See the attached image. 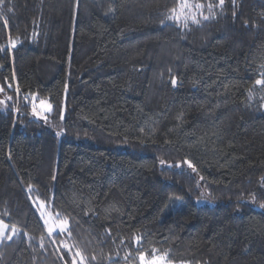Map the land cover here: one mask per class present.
Wrapping results in <instances>:
<instances>
[{"label": "trees", "instance_id": "obj_1", "mask_svg": "<svg viewBox=\"0 0 264 264\" xmlns=\"http://www.w3.org/2000/svg\"><path fill=\"white\" fill-rule=\"evenodd\" d=\"M190 2L0 0V264H264V0Z\"/></svg>", "mask_w": 264, "mask_h": 264}, {"label": "snow or ice", "instance_id": "obj_2", "mask_svg": "<svg viewBox=\"0 0 264 264\" xmlns=\"http://www.w3.org/2000/svg\"><path fill=\"white\" fill-rule=\"evenodd\" d=\"M219 3L221 5H223L224 0H219ZM178 7H179V9H180V11L182 13L183 9L190 8L191 5L188 3V0H179ZM196 7L200 8V7H202V5L197 4ZM209 8H211V5H209ZM170 12L172 13V15H170L168 17L169 19H175L177 21L180 20V16L176 14L177 13V8L174 7L172 9H170ZM203 18L205 20L208 19L207 16H204ZM192 22L193 23H199V21L196 20L195 16L192 17ZM185 26H187V23H185ZM173 84H175L174 80H173ZM256 84L257 85H264V80H259L258 79V80H256ZM40 103H41V105H44V101H41ZM44 106L47 109H49V110L51 108V105H44ZM189 167H192L191 163H189ZM57 217H59V214H57ZM67 226H68L67 219L59 220V222L53 228L49 229V235H51L52 232L55 231L56 229H59L61 232L66 231L67 230ZM3 227H6V226H3ZM10 238L11 237H9V239ZM137 243H139V238H137ZM154 253H155V250H153V254L152 255H149L148 253H141V255L139 257L140 264H168L167 253H165L163 255H155ZM77 255H80V253L78 252ZM81 264H83V260L81 261Z\"/></svg>", "mask_w": 264, "mask_h": 264}, {"label": "rangeland", "instance_id": "obj_3", "mask_svg": "<svg viewBox=\"0 0 264 264\" xmlns=\"http://www.w3.org/2000/svg\"><path fill=\"white\" fill-rule=\"evenodd\" d=\"M188 3L191 5L190 8H185L183 9V12L181 13L179 7L177 8V15L180 16L179 21L185 20L187 16L193 15L194 13L197 12V7L196 4H193L188 0ZM41 101H44V105H50L46 100H39L34 103V109H35V114L39 117H41L45 112H49L51 110L47 109L44 105H41ZM39 214L41 218L43 219L44 223L46 224V228L49 231L50 228H53L59 221H56L52 215H50L44 208L42 204H40V210ZM6 226V227H3ZM59 230V229H56ZM15 233V229L13 227H10L6 222L0 220V240L3 238H9ZM172 264V263H168Z\"/></svg>", "mask_w": 264, "mask_h": 264}]
</instances>
